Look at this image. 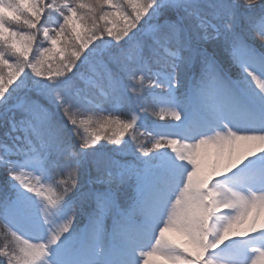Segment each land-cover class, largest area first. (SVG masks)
<instances>
[{"label": "snow or ice", "instance_id": "obj_1", "mask_svg": "<svg viewBox=\"0 0 264 264\" xmlns=\"http://www.w3.org/2000/svg\"><path fill=\"white\" fill-rule=\"evenodd\" d=\"M0 264H264V0H0Z\"/></svg>", "mask_w": 264, "mask_h": 264}, {"label": "rangeland", "instance_id": "obj_2", "mask_svg": "<svg viewBox=\"0 0 264 264\" xmlns=\"http://www.w3.org/2000/svg\"><path fill=\"white\" fill-rule=\"evenodd\" d=\"M45 46H47V44H45ZM93 118H98V117H93ZM152 119H158V118H156V117H152Z\"/></svg>", "mask_w": 264, "mask_h": 264}, {"label": "trees", "instance_id": "obj_3", "mask_svg": "<svg viewBox=\"0 0 264 264\" xmlns=\"http://www.w3.org/2000/svg\"><path fill=\"white\" fill-rule=\"evenodd\" d=\"M95 119V118H94ZM96 119H98V118H96Z\"/></svg>", "mask_w": 264, "mask_h": 264}]
</instances>
